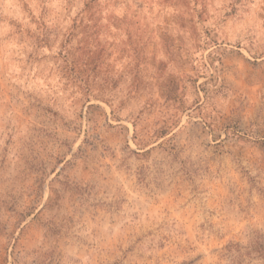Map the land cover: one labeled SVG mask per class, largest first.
<instances>
[{"label": "rangeland", "instance_id": "1", "mask_svg": "<svg viewBox=\"0 0 264 264\" xmlns=\"http://www.w3.org/2000/svg\"><path fill=\"white\" fill-rule=\"evenodd\" d=\"M264 0H0V264H264Z\"/></svg>", "mask_w": 264, "mask_h": 264}, {"label": "trees", "instance_id": "2", "mask_svg": "<svg viewBox=\"0 0 264 264\" xmlns=\"http://www.w3.org/2000/svg\"><path fill=\"white\" fill-rule=\"evenodd\" d=\"M259 256L264 259V243H259L258 250Z\"/></svg>", "mask_w": 264, "mask_h": 264}]
</instances>
